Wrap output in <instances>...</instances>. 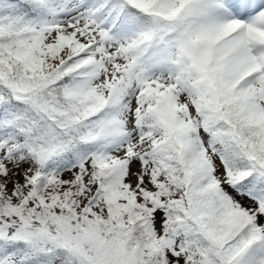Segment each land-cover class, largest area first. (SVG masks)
Wrapping results in <instances>:
<instances>
[{
  "label": "snow or ice",
  "instance_id": "1",
  "mask_svg": "<svg viewBox=\"0 0 264 264\" xmlns=\"http://www.w3.org/2000/svg\"><path fill=\"white\" fill-rule=\"evenodd\" d=\"M0 264H264V0H0Z\"/></svg>",
  "mask_w": 264,
  "mask_h": 264
}]
</instances>
